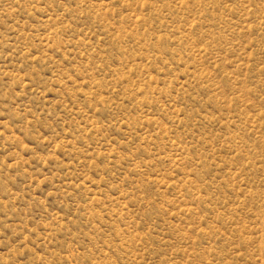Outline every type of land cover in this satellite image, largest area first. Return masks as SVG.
Masks as SVG:
<instances>
[{"label": "rangeland", "instance_id": "1", "mask_svg": "<svg viewBox=\"0 0 264 264\" xmlns=\"http://www.w3.org/2000/svg\"><path fill=\"white\" fill-rule=\"evenodd\" d=\"M0 264H264V0H0Z\"/></svg>", "mask_w": 264, "mask_h": 264}]
</instances>
